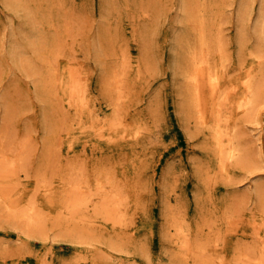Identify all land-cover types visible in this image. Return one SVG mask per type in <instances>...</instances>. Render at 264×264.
<instances>
[{"label": "rangeland", "instance_id": "obj_1", "mask_svg": "<svg viewBox=\"0 0 264 264\" xmlns=\"http://www.w3.org/2000/svg\"><path fill=\"white\" fill-rule=\"evenodd\" d=\"M244 1L187 3L192 11L201 8L205 29L210 31L212 23L221 28L224 55L212 53L217 75L237 91L240 76L254 61L245 55L241 66L240 51L262 49L264 59V0H248L250 8L240 13ZM184 2L0 0V138L23 143L15 173L13 168L5 177L0 174V264H264V209L253 188L256 184L264 192V66L253 112L223 116L226 129L239 132L243 156L233 164L225 158L221 163L209 138L208 85L202 87L205 96L196 112L192 101L182 97L180 76L174 74V63L184 54L177 40L192 33L190 19L183 16ZM119 45L129 50L131 89L114 111L115 97L105 80L121 52ZM114 49L119 50L113 54ZM13 50L19 53L13 55ZM47 58H58L59 81L76 67L93 110L100 116L102 111L127 116L140 125L138 136L128 143L119 137L109 140L107 130L92 127L86 141L76 133L53 144L62 118L41 90ZM102 129L105 135L100 136ZM13 148L0 142V157L13 158ZM67 161L115 170L126 176L128 189L121 212L111 213L109 221L98 218L87 231L79 228L74 238L64 234L74 225L67 222L68 214L58 224L55 213L62 209L56 198L65 187L60 177ZM35 189V207L47 215L44 226L34 229L11 214L1 218L6 205L25 206ZM192 243L204 260L192 256ZM184 247L186 255L180 252Z\"/></svg>", "mask_w": 264, "mask_h": 264}, {"label": "bare ground", "instance_id": "obj_2", "mask_svg": "<svg viewBox=\"0 0 264 264\" xmlns=\"http://www.w3.org/2000/svg\"><path fill=\"white\" fill-rule=\"evenodd\" d=\"M185 1L186 2H184L183 7L185 6L184 9L186 11V14H184L183 16L187 20L190 19L189 25L192 33L182 36L181 42L179 41V39L177 40V42L179 43L178 46L182 47V49L184 50V54L182 55V60H178V64L174 63V74L180 76L179 82L183 85L181 90V93L183 95L182 97L186 100L192 101L191 105L194 108L193 110L196 112L200 111L199 106L201 105L203 97L205 96L202 87L204 85H208L210 95L209 97L211 99V117L213 120L209 125V127L211 128L209 132V138H211L213 141V145L215 148L214 150L217 158H219V162H221L225 158L233 164L240 161L241 157L243 156V149L238 142L239 132L236 129L229 130V128L227 130L226 126L223 125L224 123H222L224 119L223 116L226 115L232 117L233 114H236V111H238L239 113L243 112V114L246 115H250L253 112L257 98L260 96V90L263 87V71L261 69H263L264 66V59L263 55L259 53V51L262 49H257L256 51H240L239 59L242 61V63L240 64L241 66L246 60L245 55H252L254 57V61L256 62L251 60V63L248 65V67L244 69V74L240 76L242 82L240 83V86L237 87L238 91L237 89H232L235 86H231L230 80L227 78L224 79V82L220 83L219 77L217 75V65L216 63H214L215 55H212V53H214L215 51H220L221 54L224 55L223 48L224 44L226 45V43L221 40V28L217 24L212 23L210 31L208 29H205V17L200 12L201 8H197L196 11H192V6H187L189 0ZM192 1L193 3L195 2V0ZM247 2L248 0L239 4L238 12H244L245 7H247V9L250 8L251 3L245 5ZM239 18L242 19L243 14H241ZM239 21L243 23L242 20ZM119 46H121L118 47L119 49L121 48V52L116 55L113 68L107 72L105 80L108 92L112 93L115 97L111 102L114 111H116V108L122 103L120 102V98L128 94L131 89L129 77L131 59L129 50L128 48H124L122 45ZM119 49L112 50V53H117ZM12 52L13 55H16L19 53V50H13ZM221 54L220 56H222ZM58 66V58L46 59V63L43 68L44 74L42 77L44 88H41V90L43 89V92L49 94L52 106H54L55 110L62 118V121L57 125V132L53 134V144L57 141H61V137L63 136L67 140L71 136H75L76 133L77 137L82 136L81 141H86L87 135H92V131L90 130L92 127H94L93 131L98 128L107 130V132H109V140H114L116 139V137H119L124 139L123 142L127 141L128 143L129 140H134L138 136L140 125L132 124L128 120L127 116H119L116 115V112L112 111H109L107 113L102 111V115L100 116L98 111L93 110L92 103L90 102V98L88 96L89 91L86 87L87 83L77 78L78 73L77 70L74 69L76 67L69 69L68 79L59 81L60 78L58 75ZM139 71L140 69L138 67L136 69L137 75L139 74ZM255 72H257L256 75ZM59 89L61 90V92H59ZM107 89L103 88L106 93ZM62 95L65 96L63 97ZM230 106L233 107V110L227 111ZM196 116L198 118L196 119L199 122H202L201 115L198 113ZM103 129L101 130V133H99L100 136L103 134L105 135ZM84 132L85 134H83ZM126 136H128V138H126ZM0 142L2 146L6 147V149L14 146L13 158L8 159L5 155H1L0 157V174L5 177L6 175L11 174V170L13 168L15 173V169L20 164L21 148L23 146V143L21 141H7L3 138H0ZM66 147L69 148V145L67 144ZM70 162L67 161L66 163H64L65 174L63 175L64 177L62 176L60 178L61 181H63L62 184L65 185V187H63V189L59 191V195L56 198V203H58L62 207V209L59 210V212L56 211L55 213H57L56 216L58 224H60V221H64L63 216H67L68 214V221H66L74 225L69 229L66 228L68 230V233L64 232V234H70L71 237L74 238L78 234V231H82L79 228L84 227L83 231H87V227L92 226L93 223L98 220V218H101V220L104 221H109L111 213L114 212V214H117L121 212V203L125 197H128L125 191L128 189H126L127 187L125 186L127 182L126 176H123L124 179L120 175V177L117 176L115 170H112V172L103 171L100 168H97V170H95V166H90L89 163L77 167L75 166L76 164L73 165V163ZM72 166H74L73 172L71 171ZM220 171L222 172L223 168L222 170L220 169ZM94 184H96V187L93 186ZM42 186L44 185L42 184ZM253 188L255 189L256 197L260 198L259 203H261V207L264 209V192L259 191L256 184H254ZM36 190L37 189H35L34 193L31 195L29 202L21 208H14V206L12 207L9 204L6 206L4 205L7 212L3 216H1V218H6L7 220L8 215L11 214L14 215L15 219L18 218L19 220L26 222L31 227H34V229H39L40 227L44 226L43 223L46 222L45 217H47V215L44 214L38 207H35L36 201H34V194L36 193ZM46 197L48 201H50V196L46 195ZM4 198L6 197L4 196ZM172 217L176 218V216L173 214ZM116 220L115 222L113 220V223H116L118 221ZM175 229H177V227H175ZM187 232H190V230ZM211 239L213 240V238ZM259 240L261 241L262 239ZM197 246L198 244L193 245V243L190 246V248H192L193 250L192 252H190L193 257L198 254L196 250ZM185 247L180 251L183 255H186V251H184ZM263 253L264 252L262 251L260 255L262 256ZM199 256L202 257V255ZM204 257H202L203 260ZM246 257L249 256L246 255ZM207 259H209V257ZM205 263L208 262L205 261Z\"/></svg>", "mask_w": 264, "mask_h": 264}]
</instances>
